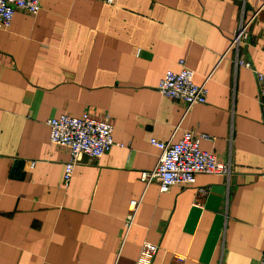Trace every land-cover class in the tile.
<instances>
[{
    "label": "crops",
    "instance_id": "1",
    "mask_svg": "<svg viewBox=\"0 0 264 264\" xmlns=\"http://www.w3.org/2000/svg\"><path fill=\"white\" fill-rule=\"evenodd\" d=\"M250 19L238 56L264 75V0H40L35 15L15 11L0 30V264H134L143 241L158 246L152 264H259L264 86L228 50ZM180 59L196 84L208 78L206 103L184 117L157 91ZM85 112L108 114L123 146L76 164L64 188L69 154L49 142L47 121ZM185 130L207 134L200 147L229 161L230 175L145 187L140 172L159 154L149 139Z\"/></svg>",
    "mask_w": 264,
    "mask_h": 264
},
{
    "label": "built area",
    "instance_id": "2",
    "mask_svg": "<svg viewBox=\"0 0 264 264\" xmlns=\"http://www.w3.org/2000/svg\"><path fill=\"white\" fill-rule=\"evenodd\" d=\"M106 1L112 2V0ZM39 9L40 0H0V30H6L10 27L15 11L22 10L35 15ZM251 21V19L241 20L231 38L228 50L233 49L235 51L233 60L235 69L238 66H243L254 71L249 61L238 56L240 45L249 40ZM178 66L177 71L167 70L163 74L157 84V91L162 96L180 102L183 105L184 117L192 106L206 103L208 78L202 84H196L193 80L194 71L186 66L183 59L178 61ZM254 72L257 81L264 86V75ZM259 95L264 120V88H260ZM47 125L49 142L66 149L69 154V159L64 164L63 170L62 185L64 188L68 187L76 164L83 160L99 159L113 146H123L121 143L113 141V129L108 114H103L99 118L86 112L78 116L60 114L49 119ZM209 139L207 134L193 130H185L177 140L158 141L150 138L149 143L158 149L159 154L152 169L140 172V180L145 184V187L156 181L160 191L166 192L173 186L195 184L197 175L201 173L229 176L232 171L231 163L220 161L215 154L200 147L202 140ZM33 165L34 161H31L30 166ZM197 193L203 196L207 190L199 188ZM140 203L141 199L130 201L129 212L123 224V237L133 224ZM157 250V245L143 241L134 264H152ZM175 258L179 263L184 260L181 255H175ZM195 264L207 263L196 262ZM259 264H264V254L261 255Z\"/></svg>",
    "mask_w": 264,
    "mask_h": 264
}]
</instances>
